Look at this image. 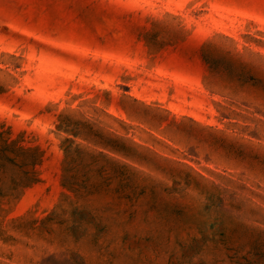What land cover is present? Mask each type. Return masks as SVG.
<instances>
[{
	"label": "rangeland",
	"instance_id": "obj_1",
	"mask_svg": "<svg viewBox=\"0 0 264 264\" xmlns=\"http://www.w3.org/2000/svg\"><path fill=\"white\" fill-rule=\"evenodd\" d=\"M0 264H264V0H0Z\"/></svg>",
	"mask_w": 264,
	"mask_h": 264
}]
</instances>
